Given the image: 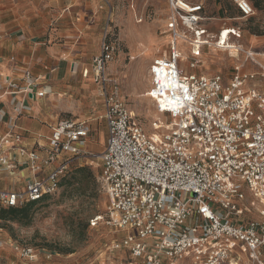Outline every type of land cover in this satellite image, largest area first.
Wrapping results in <instances>:
<instances>
[{"label":"built area","instance_id":"2783aa9c","mask_svg":"<svg viewBox=\"0 0 264 264\" xmlns=\"http://www.w3.org/2000/svg\"><path fill=\"white\" fill-rule=\"evenodd\" d=\"M205 1L165 0L167 47L149 63L145 92L157 115L152 132L108 74L118 51L108 22L92 58L90 73L103 105L97 118L106 124V137L99 153L87 152L99 161L106 206L90 226L102 222L121 234L108 248L124 256L111 264H240L242 255L248 264H264V66L253 58L258 53L238 45L244 62L251 60L258 71L244 69V62L228 75L192 71L206 48L229 50L219 45L223 31L229 30L226 42L241 37L234 26L210 33L203 24ZM230 1L238 13L231 20L255 14L248 0ZM179 42L188 46L189 60ZM9 62L16 65L13 56ZM40 80L28 67L19 79L0 74V100L22 96L6 130L0 128V168L12 169L16 161L32 175L21 189L0 188V210L55 194L70 163L86 153L89 119L59 117L43 142L36 137L33 145L25 143L15 119L24 100L45 95L36 90ZM252 211L258 216L250 217ZM14 249L37 260L32 247Z\"/></svg>","mask_w":264,"mask_h":264},{"label":"rangeland","instance_id":"374dc122","mask_svg":"<svg viewBox=\"0 0 264 264\" xmlns=\"http://www.w3.org/2000/svg\"><path fill=\"white\" fill-rule=\"evenodd\" d=\"M73 1L71 5L70 0H0V18L3 10L18 2L33 4L32 9L39 11L49 6L52 9L55 7V14L58 10V13H62L66 5H71L67 7L70 8L69 14L74 18L75 26L70 24L69 31L80 38H84L83 32L87 29L95 28L100 32V28L108 22L118 43V51L109 65V72L118 81L121 96L143 128L152 132L151 123L157 115L145 91L148 87L149 63L167 47L162 33L167 17L165 0ZM217 1V6L221 8L218 13L214 2L206 1L205 10L209 18L203 24L207 30L217 34L222 28L238 27L241 37H230L229 42L240 45L245 51L258 53L253 58L264 66V55L259 54L264 52V0H260V8L254 6L253 0H248L255 14L236 20L227 19L238 15L231 1ZM55 26L53 21L47 33ZM184 45L178 43L179 49L187 54L189 60L188 46ZM245 56L243 51L234 55L227 49L211 46L205 49L201 63L195 69L203 74L219 72L228 75L234 65L244 62ZM181 62L189 70L187 61ZM244 69L259 70L249 59L244 62ZM73 84L75 93H66L62 97L55 95L56 100L64 98L74 105L59 115L89 119L90 139L94 145L89 152L99 153L106 124L103 119L97 118L100 111L93 102L96 85L87 78L75 80ZM81 167L90 170L95 183H92L89 176L75 173ZM99 172V161L86 150V153L70 163L56 193L31 206L24 220H0V264H111L113 257H123L122 251H111L108 248L110 240L120 237V233L114 232L112 227L102 222L90 226L94 217L105 212L106 198L98 180ZM249 202L252 204L253 201ZM213 209L219 212L215 207ZM257 216L252 211L250 217ZM14 246L34 248L38 253L37 260L23 259ZM240 264H248L245 255H242Z\"/></svg>","mask_w":264,"mask_h":264},{"label":"crops","instance_id":"0c3cea01","mask_svg":"<svg viewBox=\"0 0 264 264\" xmlns=\"http://www.w3.org/2000/svg\"><path fill=\"white\" fill-rule=\"evenodd\" d=\"M212 1L218 13V10L221 9L217 6L219 2L217 0ZM70 3L73 5L72 0ZM28 4L27 2L14 3L1 13L0 74L13 75L19 79L22 68L28 67L34 77H41L42 85L36 90L43 89L45 95L24 100V108L15 119L16 126L24 135L25 143L31 146L36 137L40 143L45 140L50 134L51 126L59 117L82 120L74 116H60L61 112L71 109L74 105L64 98H57L56 100L55 95L62 97L66 93H75L76 89L73 86L75 80L87 78L93 82L90 73L91 61L93 56L98 53L102 31L106 24L100 28V32L95 28L87 29L83 32L84 38H80L76 33L69 31L70 24L75 26L74 18L69 14L70 8L67 7L71 5H66L62 13H58V10L55 14L53 13V10H56L55 7L52 9L53 7L49 6L39 11L32 9L33 4H29V6ZM203 14L207 20L209 17L206 15L205 8ZM236 16H230L227 19L231 20V17ZM53 21L56 26L47 33V28ZM12 56L16 59L15 66L9 62V57ZM193 71L202 73L196 69ZM108 74L114 78L109 72V67ZM206 75H212V73ZM93 83L96 85L93 102L100 111L99 115H101L103 105L100 88L95 82ZM18 85L23 87L24 82L19 80ZM21 101V94L6 96L0 100V128L2 130H6L11 122L12 106ZM105 137L106 133L102 148ZM93 147L92 139L89 136L84 149L92 151ZM14 158L16 157L14 156ZM13 163L15 167L12 169L0 168L1 189H21L32 178L25 165L20 162L16 163V161Z\"/></svg>","mask_w":264,"mask_h":264},{"label":"trees","instance_id":"16d2710c","mask_svg":"<svg viewBox=\"0 0 264 264\" xmlns=\"http://www.w3.org/2000/svg\"><path fill=\"white\" fill-rule=\"evenodd\" d=\"M254 6L257 8H260V0H253ZM75 173H80L83 175L89 176L92 183L94 181V178L92 176V173L87 167H81L76 169ZM47 196L43 197L40 201L45 199ZM39 201V202H40ZM37 203V202H36ZM35 203H28L21 207H12L7 209H1L0 210V220H12V221H22L28 216V210L31 206H33Z\"/></svg>","mask_w":264,"mask_h":264},{"label":"bare ground","instance_id":"6f19581e","mask_svg":"<svg viewBox=\"0 0 264 264\" xmlns=\"http://www.w3.org/2000/svg\"><path fill=\"white\" fill-rule=\"evenodd\" d=\"M228 32L229 30H225L223 31L221 34H220V37H219V45L220 46H223L224 48H229V52L231 54H234L236 55L237 53V49H238V46L235 44V43H231V42H226V39L228 37ZM225 50V49H224ZM256 53V52H255ZM259 54L261 55H264V52H260Z\"/></svg>","mask_w":264,"mask_h":264}]
</instances>
